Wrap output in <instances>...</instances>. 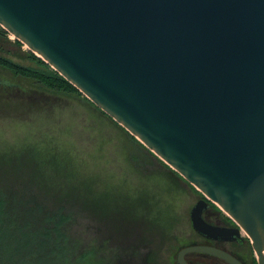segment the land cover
Returning a JSON list of instances; mask_svg holds the SVG:
<instances>
[{
    "label": "water",
    "instance_id": "1",
    "mask_svg": "<svg viewBox=\"0 0 264 264\" xmlns=\"http://www.w3.org/2000/svg\"><path fill=\"white\" fill-rule=\"evenodd\" d=\"M0 26L221 208L264 264V0H0ZM207 205L193 230L226 235ZM192 254L242 264L206 246L177 264Z\"/></svg>",
    "mask_w": 264,
    "mask_h": 264
},
{
    "label": "rangeland",
    "instance_id": "2",
    "mask_svg": "<svg viewBox=\"0 0 264 264\" xmlns=\"http://www.w3.org/2000/svg\"><path fill=\"white\" fill-rule=\"evenodd\" d=\"M1 28L14 56L20 49ZM0 80L22 89L0 88V198L11 207L0 264H177L196 240L190 213L202 193L124 140L83 94L47 91L2 68ZM148 212L149 222L159 217L151 225Z\"/></svg>",
    "mask_w": 264,
    "mask_h": 264
},
{
    "label": "trees",
    "instance_id": "3",
    "mask_svg": "<svg viewBox=\"0 0 264 264\" xmlns=\"http://www.w3.org/2000/svg\"><path fill=\"white\" fill-rule=\"evenodd\" d=\"M1 29H2L1 32H2V36H3V40H5V43H8L7 45H10L12 47H17L20 50L16 51V53H13V54H15L14 56H11L10 55L11 51H8L5 47V45L1 44L0 45V68L11 72L13 75H15L17 77L28 79V80L35 82L36 84H40L47 91L66 92V93L69 92V93L82 94L78 89H76L72 84H70L67 80H65L59 73H57L55 70H53L46 62H44L41 58L36 56L34 53H32L29 50L27 52H22L21 49L23 48V44L21 42H19L18 40H15L14 42L9 41L7 39L9 36L8 32H6L3 28H1ZM17 87L20 89V91L22 90L20 85H18V84L15 87L11 83L8 84L5 81L0 80V88H3L5 90L8 88L12 89V90H16ZM99 112L104 116V118L109 120L108 122L117 129L118 133L124 138V140H126V139L130 140L132 146L135 149H137L139 151L146 152V154H147L146 156H152L158 162H160L162 165H164V167L166 169H168L169 175L171 178H178L181 181L185 182L184 178H182L177 172L172 170L168 165H166L163 161H161L158 157H156L150 150H148L134 136H132L130 133H128L123 127H121L117 122H115L112 118H110L106 113H104L102 110H100ZM60 167L59 166L56 167L55 170H58ZM54 188L56 190H61L56 185H54ZM86 190H88V186H85L84 190L81 189L82 192H86ZM66 191L68 192L67 189H66ZM59 194H61L60 191H59ZM65 194H68V193H65ZM70 194L76 196L75 194H72V193H70ZM203 198H204V196H203ZM106 203H108V202H106ZM109 204L112 205V203H110V202H109ZM97 206L98 205H96V207L94 209H97ZM115 206L117 207V205H115ZM130 206H131L130 207L131 209H128V210L131 212V215L134 216V212H136L137 207L134 204L130 205ZM10 209H11L10 205L7 204V202L5 200L0 198V223L2 222V220L5 217H8L7 214L9 213ZM115 209L116 208H112L110 210V209H107L104 207V210L109 215L115 213ZM138 212L139 213L141 212L140 207H139ZM143 213H145V211ZM50 214H56V213L50 212ZM146 214L143 215V219H145V221L150 225L152 223H154L159 218V217H152V219H150V222H149L148 218H149V215H151V213L148 212ZM145 221H144V223H145ZM7 226L8 227L10 226V222ZM153 227L156 230H159L162 228L161 225H153Z\"/></svg>",
    "mask_w": 264,
    "mask_h": 264
},
{
    "label": "flooded vegetation",
    "instance_id": "4",
    "mask_svg": "<svg viewBox=\"0 0 264 264\" xmlns=\"http://www.w3.org/2000/svg\"><path fill=\"white\" fill-rule=\"evenodd\" d=\"M208 202L207 208L203 213L204 221L226 233L217 239H210L194 231L196 240L189 246H206L219 250L240 261L242 264H259L251 242L244 231L228 216L223 214L215 204ZM239 231V232H238ZM188 247V246H187ZM188 264H229L223 259L207 255L192 254L186 256ZM177 263V262H176Z\"/></svg>",
    "mask_w": 264,
    "mask_h": 264
},
{
    "label": "bare ground",
    "instance_id": "5",
    "mask_svg": "<svg viewBox=\"0 0 264 264\" xmlns=\"http://www.w3.org/2000/svg\"><path fill=\"white\" fill-rule=\"evenodd\" d=\"M218 207V206H217ZM219 208V207H218ZM221 210V208H219Z\"/></svg>",
    "mask_w": 264,
    "mask_h": 264
}]
</instances>
